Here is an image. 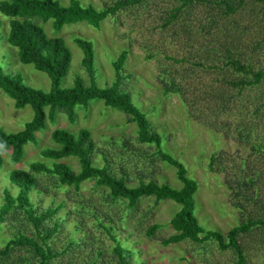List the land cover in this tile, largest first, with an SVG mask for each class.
<instances>
[{
  "label": "rangeland",
  "instance_id": "374dc122",
  "mask_svg": "<svg viewBox=\"0 0 264 264\" xmlns=\"http://www.w3.org/2000/svg\"><path fill=\"white\" fill-rule=\"evenodd\" d=\"M56 1L62 6L69 5V0ZM77 1L82 6L101 9L119 0ZM175 5V0H146L118 11L98 29L84 22L67 25L58 33L53 32L50 23L41 26L48 37L63 39L71 53L70 69L61 83L65 88L73 85L76 76L89 85L75 38L93 45L95 81L101 88L115 81L112 62L121 51H127L120 88L131 95L132 102L146 114L152 129L161 136V151L180 161L188 177L196 181L194 214L199 225L225 236L241 223L259 219L264 211V82L244 89L232 87L229 81L237 82L240 76L230 67L222 66V58L229 49L231 58L240 59L254 71H264V10L258 4L246 2L235 15L218 18L214 25H209L213 9L191 5L167 25L170 9ZM0 20L2 71L17 77L27 87L48 92L49 78L32 65L18 61L17 50L6 41L8 19L0 14ZM13 103L0 91V128L7 133L23 130L33 117L29 106L16 110ZM259 106L262 118L252 114ZM75 112L73 123L63 113L57 114L54 123L47 122V127L36 135V145L25 147L20 163H11L9 154L4 153L0 168V206L5 188L11 195L17 193L8 180L11 171L29 172L33 162H51L43 159L40 151L55 146L50 138L55 129H66L73 134L80 129L88 130L99 151L102 150L101 157L107 158L104 161L94 157L93 166L113 167L114 175L124 177L129 187H136L139 180H152L181 188L175 169L160 161L154 145L137 142L136 126L129 124L122 113L106 107L102 101H92L86 108L77 106ZM212 156L215 161L210 167ZM59 162L78 173L75 158ZM37 177L36 190L41 194L36 190L31 194L36 210L63 204L56 218L64 222L52 241L55 249L64 253L56 258L57 264H90L94 259L96 264H116L112 251L116 245L111 237L130 252L131 263L235 264V253L220 251L213 242L201 246L184 241L165 246L162 241L173 234L169 220L178 210L172 201L156 204L153 199H141L133 211L125 213L122 208L126 201L113 208L100 204L106 190L95 188L91 181L81 186L78 197L72 187L69 193L57 190L55 177ZM243 182L247 185L245 189L240 187ZM90 206L102 211L103 222L114 228L110 233L83 211ZM11 214L0 223V249L23 226ZM76 223L80 230L75 232ZM153 225L158 229L148 237L145 230ZM82 239L87 244L79 243L78 248L72 246L75 248L65 251L72 240ZM237 242L246 264H264V226L240 234ZM95 249H100L99 257L95 256Z\"/></svg>",
  "mask_w": 264,
  "mask_h": 264
},
{
  "label": "trees",
  "instance_id": "16d2710c",
  "mask_svg": "<svg viewBox=\"0 0 264 264\" xmlns=\"http://www.w3.org/2000/svg\"><path fill=\"white\" fill-rule=\"evenodd\" d=\"M146 0H119L113 6L96 9L93 6H82L77 0H69V5L62 6L56 0H1L0 14L8 19L7 43L17 50V59L21 64L32 65L35 70L43 72L49 78L50 89L48 92L36 90L24 85L17 77L5 74L0 68V91L13 100L16 110L29 106L33 112L30 122L26 123L23 130L16 133H7L0 128V168L4 164V153L9 154L11 163L18 164L24 157L25 147L28 144L36 145L37 133L47 127V122L54 123L58 113H63L73 123L76 119L75 108L87 107L92 101H102L106 107L122 113L129 124L136 126V140L140 144L154 145L158 149L160 161L175 169L177 180L181 183L180 189H174L166 183L158 184L155 181L144 182L139 180L136 187L127 186L124 177H117L113 167L103 165L93 166V158L101 157L96 143L91 139L90 132L80 129L76 134L66 129H55L50 138L54 147L40 151L43 159L51 162H33L29 172L13 170L8 175L11 185L15 186L17 193L11 195L8 188L3 190V202L0 206V223L5 221L6 215L13 214L14 221L20 219L23 226L12 233L4 247L0 249V264H57L56 258L64 253L57 251L52 244L54 236L60 230L63 220L56 216L62 208V203L51 205L42 211H37L31 202V194L37 188V175L52 176L57 179V190L69 193L73 188L75 195L80 197L79 191L85 182H93L95 188L104 192L100 204L114 206L124 204L122 208L133 211L141 199H153L156 204L163 200L172 201L178 206V210L169 220V227L173 234L162 243L167 246L189 241L197 245H206L210 242L216 244L220 251L231 250L235 253V264H246V259L237 242L240 234H247L253 228L264 226V211L257 220L249 219L237 227L231 229L225 236L216 231L204 230L198 223L194 214V195L197 191V183L188 177L185 166L171 155L162 152L161 136L156 133L148 121L147 116L133 102L131 95L120 88L123 79L121 72L126 60L127 51L123 50L112 67L115 72V81L104 87H99L95 81L93 69L94 49L91 42L82 38H75L74 43L82 52L81 66L89 77V85L82 78L76 76L71 87H62V81L70 69L71 53L63 39L48 37L41 24L50 23L53 32H60L65 26L84 22L98 29L101 23L118 11L131 5H139ZM176 5L170 9V17L165 22L169 25L182 9H188L191 5H204L213 9L209 18V25H214L216 19L235 15L244 7L246 2L258 4L264 10V0H175ZM262 10V11H263ZM0 20V27H1ZM226 49L222 66L230 67L240 76L237 82L229 81L232 87H253L264 82V71H254L248 64L240 59H233ZM171 89V88H170ZM169 92V89L165 90ZM264 105V100L262 102ZM261 106L252 114L256 117L261 114ZM263 107V106H262ZM262 118V117H261ZM241 140L244 137L240 136ZM254 150V149H253ZM67 158H75L79 164L78 173H74L68 164L59 162ZM104 161L105 155L101 157ZM214 157L209 159L210 167L214 163ZM243 182L240 187L245 189ZM41 194V191L36 190ZM83 205V204H82ZM80 204V206H82ZM94 206V205H93ZM90 206L84 209L91 215L96 224L105 232L110 233L114 228L103 221L102 211L99 207ZM121 209V210H122ZM119 209V211H121ZM105 216V215H104ZM12 220V221H13ZM107 222V221H106ZM74 231L80 230V225L75 224ZM0 226V230H1ZM158 229L153 225L145 230V234L151 237ZM115 243L113 253L116 264H138V261L130 260V252L111 237ZM79 243L87 244L86 239L80 242L72 240L65 250L78 248ZM75 246V247H72ZM96 257L101 255L100 249H95ZM94 259L90 264H96ZM191 264V263H190Z\"/></svg>",
  "mask_w": 264,
  "mask_h": 264
}]
</instances>
